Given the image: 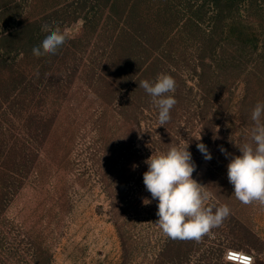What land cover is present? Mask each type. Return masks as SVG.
Listing matches in <instances>:
<instances>
[{
    "label": "rangeland",
    "instance_id": "374dc122",
    "mask_svg": "<svg viewBox=\"0 0 264 264\" xmlns=\"http://www.w3.org/2000/svg\"><path fill=\"white\" fill-rule=\"evenodd\" d=\"M80 19L33 55L42 26ZM162 73L176 81L165 126L139 87ZM257 102L264 0H0V264H264V207L227 177ZM188 141L206 206L231 209L199 242L163 234L143 183L153 150Z\"/></svg>",
    "mask_w": 264,
    "mask_h": 264
},
{
    "label": "clouds",
    "instance_id": "9594fccd",
    "mask_svg": "<svg viewBox=\"0 0 264 264\" xmlns=\"http://www.w3.org/2000/svg\"><path fill=\"white\" fill-rule=\"evenodd\" d=\"M80 19L71 26L61 28L51 25L42 26L47 32L39 46L32 49L34 56L56 54L68 40L74 39L83 27ZM152 98V103L158 109V125L165 126L171 119L170 112L177 104L174 95L175 79L168 74H159L155 82L142 80L139 83ZM254 126L250 130V141L239 146V155H234L227 165V177L233 186V194L244 205L258 203L264 207V102H257L251 112ZM218 138V137H214ZM199 139H196L199 141ZM189 141L172 145L166 152L152 151L144 161L147 171L143 173V183L151 194L152 200H157L158 219L155 223L163 234L171 239L193 240L199 242L209 235L213 228L219 227L230 215L228 205L216 207L206 206L213 194L206 185L193 179L196 165L189 151ZM197 149L205 160H211V153L204 143H197ZM220 151L226 153L221 147ZM133 167H136L134 165ZM151 203L145 198L144 205ZM237 255L229 252L228 258ZM250 260L249 257H245Z\"/></svg>",
    "mask_w": 264,
    "mask_h": 264
},
{
    "label": "built area",
    "instance_id": "2783aa9c",
    "mask_svg": "<svg viewBox=\"0 0 264 264\" xmlns=\"http://www.w3.org/2000/svg\"><path fill=\"white\" fill-rule=\"evenodd\" d=\"M229 252L237 253V255L231 256V258L229 259L228 258V253ZM229 252L227 253V255H225V259L227 261L233 262V263H236V264H253V257L251 255L239 253V252H236V251H229ZM245 257H249L250 260H246Z\"/></svg>",
    "mask_w": 264,
    "mask_h": 264
},
{
    "label": "snow or ice",
    "instance_id": "6c2138e0",
    "mask_svg": "<svg viewBox=\"0 0 264 264\" xmlns=\"http://www.w3.org/2000/svg\"><path fill=\"white\" fill-rule=\"evenodd\" d=\"M246 259V258H245Z\"/></svg>",
    "mask_w": 264,
    "mask_h": 264
}]
</instances>
